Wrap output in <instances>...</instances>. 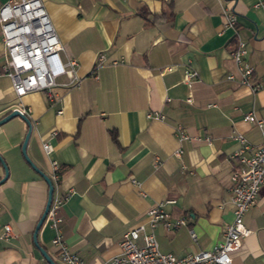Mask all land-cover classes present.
Listing matches in <instances>:
<instances>
[{
    "label": "crops",
    "instance_id": "0c3cea01",
    "mask_svg": "<svg viewBox=\"0 0 264 264\" xmlns=\"http://www.w3.org/2000/svg\"><path fill=\"white\" fill-rule=\"evenodd\" d=\"M255 1L41 0L61 59L73 62L77 77L73 84L59 76L50 95H14L2 73L0 38V117L27 109L25 153L49 179L50 162H56L60 173L56 183L50 179L52 194H66L57 233L82 264H104L116 254L122 232L145 222L146 209L155 203L168 220H184L176 228L161 222L153 227L160 252L183 255L222 239L232 218L229 153L237 142L231 135L240 132L258 145L259 131L243 114L264 118V9L253 8ZM225 11L235 15L231 28L223 25ZM235 36L245 44L258 83L253 92L237 82L229 56ZM99 54L103 60L95 64ZM186 68L196 73L188 82L182 80ZM153 111L162 118L145 116ZM175 125L191 136L207 135L209 142L178 140ZM25 130L17 115L0 123V156L7 167L0 226L11 228V235L0 236V264H48L31 239L47 185L20 153ZM42 141L51 146L47 154ZM242 223L249 233L229 264H264V183ZM54 233L43 219L36 241L64 264L50 243Z\"/></svg>",
    "mask_w": 264,
    "mask_h": 264
},
{
    "label": "built area",
    "instance_id": "2783aa9c",
    "mask_svg": "<svg viewBox=\"0 0 264 264\" xmlns=\"http://www.w3.org/2000/svg\"><path fill=\"white\" fill-rule=\"evenodd\" d=\"M252 7L264 9V1L257 0ZM223 17L224 27L234 26L235 15L232 11H225ZM0 38L4 52L2 73L9 77L11 90L15 96L19 97L31 90H44L50 95L51 88L61 75L68 77V83H77V77L71 70L73 62L64 63L61 59V43L41 0L0 2ZM245 54L244 42L235 36L229 56L238 71L237 82L253 92L257 89L258 83L252 79V67L246 62ZM102 60V55H97L95 64ZM116 62V60L111 61V63ZM195 74V70L186 68L183 70L182 80L188 82ZM225 77L233 78L231 74ZM186 100L189 101L188 98ZM18 110L24 114L27 112V109ZM145 116L162 118V114L157 111L147 112ZM243 119L258 129L260 141L258 145H253L240 132H233L231 135V139L237 142V147L229 153V158L234 160V166L229 172L232 218L223 225L222 239L209 249H197L183 255L160 252L152 231L153 227L161 222L166 228H176L182 225L184 220L181 217L168 220L161 203H155L146 209L145 222H139L122 232L118 241V252L109 257L104 264H229L231 262L233 253L241 247V240L249 233L242 223L243 213L255 202L257 191L264 183V118H256L251 111H246ZM173 135L178 140L202 139L209 142L207 135L191 136L180 125L173 127ZM40 147L45 154L51 150V146L45 141L41 142ZM179 151L176 149L174 153L178 155ZM50 167V179L54 184L58 178L56 162L51 161ZM65 196V193L51 192L44 219L47 226L55 231L50 243L55 247L58 259L64 264H82L76 253L68 249L57 233V224L61 220L58 211ZM0 228L1 237L11 235L9 224L4 223ZM188 232L193 239L194 233L190 229Z\"/></svg>",
    "mask_w": 264,
    "mask_h": 264
},
{
    "label": "water",
    "instance_id": "95a60500",
    "mask_svg": "<svg viewBox=\"0 0 264 264\" xmlns=\"http://www.w3.org/2000/svg\"><path fill=\"white\" fill-rule=\"evenodd\" d=\"M15 115L19 116L25 122V124H26V130L24 132L22 141L20 143V153H21L23 159L30 165V167L35 172H37L44 179V181L46 182V185H47V187H46V197H45L44 205H43L42 211H41L38 219L36 220V222L34 224V227H33V230H32V234H31V239H32V242H33L34 246L38 249L39 253L45 259V261L48 264H56L49 257V255L45 252V250L41 246L38 245V243L36 241V231H37L39 225L41 224L42 220L44 219L45 213L47 211V208H48V205H49V202H50L51 192H52V184H51L50 179L44 173H42L30 161V159L27 157V155L25 153V144H26V141H27V138H28V135H29V131H30V126H31L30 125V121L27 118V116L24 113L20 112L18 109L13 108V109H11L10 111H8L7 113H5L4 115H2L0 117V123L6 121L7 119H9V118H11L12 116H15ZM0 164H1V167H2V170H3V174L0 177V183H1L6 178V176H7V167H6V164H5V162H4V160L2 159L1 156H0Z\"/></svg>",
    "mask_w": 264,
    "mask_h": 264
},
{
    "label": "trees",
    "instance_id": "16d2710c",
    "mask_svg": "<svg viewBox=\"0 0 264 264\" xmlns=\"http://www.w3.org/2000/svg\"><path fill=\"white\" fill-rule=\"evenodd\" d=\"M111 136H112V139H113V140H115V138H114L113 134H112ZM59 173H60V172H59V171H57V174H58V176H59Z\"/></svg>",
    "mask_w": 264,
    "mask_h": 264
}]
</instances>
